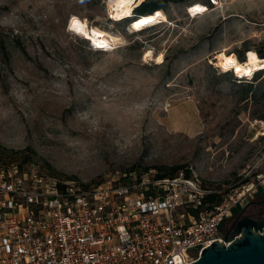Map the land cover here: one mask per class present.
Segmentation results:
<instances>
[{
    "label": "rangeland",
    "instance_id": "1",
    "mask_svg": "<svg viewBox=\"0 0 264 264\" xmlns=\"http://www.w3.org/2000/svg\"><path fill=\"white\" fill-rule=\"evenodd\" d=\"M107 1L0 0V169L21 163L90 185L178 165L204 186L258 182L264 70L237 79L239 68L223 72L217 56L264 67V0H229L223 11L208 0H159L167 20L137 31L111 20ZM72 15L118 47L95 50L68 29ZM246 204L264 216L261 185Z\"/></svg>",
    "mask_w": 264,
    "mask_h": 264
},
{
    "label": "built area",
    "instance_id": "2",
    "mask_svg": "<svg viewBox=\"0 0 264 264\" xmlns=\"http://www.w3.org/2000/svg\"><path fill=\"white\" fill-rule=\"evenodd\" d=\"M208 1L222 11L229 2ZM260 177L230 189L204 186L183 170L84 185L11 164L0 169V264H189L213 240L240 236L219 227L264 189ZM214 194L222 197L210 202Z\"/></svg>",
    "mask_w": 264,
    "mask_h": 264
},
{
    "label": "water",
    "instance_id": "3",
    "mask_svg": "<svg viewBox=\"0 0 264 264\" xmlns=\"http://www.w3.org/2000/svg\"><path fill=\"white\" fill-rule=\"evenodd\" d=\"M244 209L227 230L240 236L228 244L213 240L189 264H264V216L242 215Z\"/></svg>",
    "mask_w": 264,
    "mask_h": 264
},
{
    "label": "bare ground",
    "instance_id": "4",
    "mask_svg": "<svg viewBox=\"0 0 264 264\" xmlns=\"http://www.w3.org/2000/svg\"><path fill=\"white\" fill-rule=\"evenodd\" d=\"M141 1L142 0H133L132 3H124L123 6H121V0H108L107 2H108L110 16L116 20H120V19L122 20L124 18H127L132 13L133 8L137 6L138 4H140ZM125 13H128V14L125 15ZM74 19L79 22V26L81 28L80 31H76L75 28L73 27ZM166 20L167 18L163 14L151 12V13H147V14L135 17L134 19L130 21L129 24L132 30L137 31V30H142L152 24L161 23ZM141 21H149V23L140 24ZM136 25H139V27H136ZM68 29L75 34L80 35L83 38L92 41V43L98 48H103V47H99L98 45H105L107 47L108 45L115 43L112 41V39L109 36H106V35L104 36L101 34L97 35V34L91 33L88 27V23L80 19L76 15H72V17L70 18ZM146 55L147 56L151 55V51H148ZM217 57H218V62H219L220 67H223L228 70L238 67L240 69L239 73L242 77H245V76L250 77L255 72L257 62L259 61V59L256 57H254L255 59H253V57H249L246 61L241 62L237 58V55L235 53L227 54L225 51L219 52ZM157 60L160 61L161 56H159Z\"/></svg>",
    "mask_w": 264,
    "mask_h": 264
},
{
    "label": "trees",
    "instance_id": "5",
    "mask_svg": "<svg viewBox=\"0 0 264 264\" xmlns=\"http://www.w3.org/2000/svg\"><path fill=\"white\" fill-rule=\"evenodd\" d=\"M163 8V4L161 3V1L159 0H153V1H150V0H142L140 4H138L134 9H133V13H132V16L131 17H127V18H124L125 19H129L130 21L132 19H134L135 17L137 16H140V15H144V14H147V13H151V12H156V13H161L160 10L158 9H162ZM162 14V13H161ZM85 39V38H84ZM86 41H88L87 39H85ZM97 50V49H96ZM99 51V50H97ZM101 51V50H100ZM257 55L260 57V58H264V54L263 53H257ZM241 62H244L246 61L245 58L242 56L240 57L239 59ZM264 61V60H262ZM229 71V70H228ZM258 72H262V71H258ZM227 73V72H226ZM256 78H259V76L257 75ZM252 80V79H251ZM240 83V82H239ZM253 84L252 83H249L248 84V87L244 89V96L246 97L250 91H253L252 89V86ZM18 166H20L21 168H24L23 167V164L19 163L17 164ZM182 166H178V165H175V166H170L169 170L168 171H165V172H162V173H155L154 176L155 177H165V176H173V175H176L178 174L180 171L183 170V172L187 175V176H191V172L188 168H181ZM84 185H89V184H84ZM222 197L221 194H214V195H210L208 196V200L210 202H215L217 200H219L220 198ZM260 204H263V201L260 202ZM242 205V208H244L247 204L246 203H242L240 204ZM238 208V207H236ZM242 210V209H241ZM264 209L261 210V212H263ZM260 212V211H259ZM260 212V213H261Z\"/></svg>",
    "mask_w": 264,
    "mask_h": 264
},
{
    "label": "snow or ice",
    "instance_id": "6",
    "mask_svg": "<svg viewBox=\"0 0 264 264\" xmlns=\"http://www.w3.org/2000/svg\"><path fill=\"white\" fill-rule=\"evenodd\" d=\"M132 2H133V0H121V6H123L124 3H132ZM214 2H215V0H214ZM192 11H193L194 13H195V12H201V11H203V9L197 7V8H195V9H192ZM127 14H128V13H125V15H127ZM145 23H149V21H141V22H140V24H145ZM73 27L75 28L76 31H80V30H81V28H80V26H79V22L76 21L75 19L73 20ZM136 27H139V25H136ZM98 46H99V47H104L105 45H98ZM253 59H255V58L253 57ZM230 63H231V61H230ZM237 71L239 72L240 69H237Z\"/></svg>",
    "mask_w": 264,
    "mask_h": 264
},
{
    "label": "flooded vegetation",
    "instance_id": "7",
    "mask_svg": "<svg viewBox=\"0 0 264 264\" xmlns=\"http://www.w3.org/2000/svg\"><path fill=\"white\" fill-rule=\"evenodd\" d=\"M246 210L247 209H244V211H243V214L242 215H248V216H251V217H253V218H259L260 216L259 215H254L253 213H251V212H246ZM255 214H258V213H255ZM240 215V212L237 214V215H235V217H233L232 218V222L238 217ZM241 215V216H242ZM232 222H231V224H232ZM230 224V225H231ZM230 227V226H229Z\"/></svg>",
    "mask_w": 264,
    "mask_h": 264
}]
</instances>
